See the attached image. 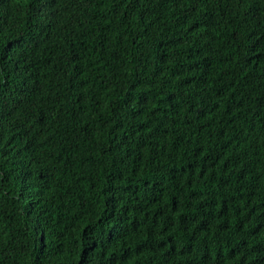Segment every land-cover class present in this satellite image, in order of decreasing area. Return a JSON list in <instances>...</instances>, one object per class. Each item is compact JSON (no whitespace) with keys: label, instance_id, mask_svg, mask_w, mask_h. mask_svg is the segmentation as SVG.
Wrapping results in <instances>:
<instances>
[{"label":"trees","instance_id":"obj_1","mask_svg":"<svg viewBox=\"0 0 264 264\" xmlns=\"http://www.w3.org/2000/svg\"><path fill=\"white\" fill-rule=\"evenodd\" d=\"M0 264H264V0H0Z\"/></svg>","mask_w":264,"mask_h":264}]
</instances>
